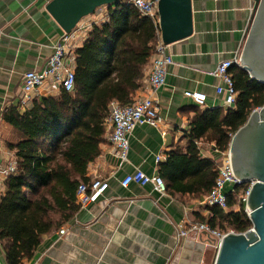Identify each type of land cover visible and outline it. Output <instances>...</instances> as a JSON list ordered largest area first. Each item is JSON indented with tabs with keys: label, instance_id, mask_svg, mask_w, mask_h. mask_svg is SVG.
<instances>
[{
	"label": "crops",
	"instance_id": "obj_1",
	"mask_svg": "<svg viewBox=\"0 0 264 264\" xmlns=\"http://www.w3.org/2000/svg\"><path fill=\"white\" fill-rule=\"evenodd\" d=\"M52 0H0V141L4 156L0 158V199L6 192L10 158L15 152L10 142L19 139L18 132L3 119L11 107L21 114L31 110L21 103L23 77L29 71H41L65 34L47 11ZM193 34L168 45L167 52L174 64L168 68L166 83L154 95L146 89L135 98L153 96L164 123L136 127L129 137L128 161L121 164L111 153L108 127L101 155L88 168V181L96 176L108 179L110 188L98 203L81 207L75 217L61 229L43 237L32 264H214L218 253L215 241L207 234L194 238L178 237V225L185 219L196 222L208 217L202 198L162 194L152 185L132 184L125 189L121 180L136 169L149 176L159 175L162 155L180 147L187 148L185 136L196 115L186 91L208 96L206 107L199 110L225 108L224 97H217L215 88L220 80L214 75L224 60L237 58L244 46L250 27L254 0H191ZM103 12L105 14H103ZM108 7L85 18L81 24L90 27L105 22ZM87 33V34H88ZM87 34L84 37L87 38ZM151 62L146 71L147 79ZM59 95V94H58ZM45 96V95H44ZM198 107V106H197ZM206 139V138H204ZM204 158L220 161L222 154L214 142L201 140ZM227 153V152H226ZM234 189L225 187V193ZM242 196H240L241 198ZM66 230L64 236L60 235ZM0 264H7L0 241Z\"/></svg>",
	"mask_w": 264,
	"mask_h": 264
},
{
	"label": "trees",
	"instance_id": "obj_2",
	"mask_svg": "<svg viewBox=\"0 0 264 264\" xmlns=\"http://www.w3.org/2000/svg\"><path fill=\"white\" fill-rule=\"evenodd\" d=\"M160 40V28L142 16L130 0L108 7L106 21L95 24L76 52L75 87L57 96L35 99L21 114L11 107L3 119L19 134L8 144L17 167L8 174L0 199V241L7 264L30 261L43 237L69 223L80 210L77 189L88 182L89 165L106 143L111 105L133 104L145 87L146 71ZM238 99L235 107L199 110L185 136L186 150L166 153L158 173L172 196L202 198L216 185V161L204 158L201 140L214 142L221 153L251 114L264 106V84L238 66L230 69ZM206 138V139H204ZM251 184L234 185L227 193L228 210L215 207L198 217L222 233H246L253 224L243 197Z\"/></svg>",
	"mask_w": 264,
	"mask_h": 264
},
{
	"label": "built area",
	"instance_id": "obj_3",
	"mask_svg": "<svg viewBox=\"0 0 264 264\" xmlns=\"http://www.w3.org/2000/svg\"><path fill=\"white\" fill-rule=\"evenodd\" d=\"M130 3L144 17L151 19L154 24L160 28L159 0H130ZM95 23V24H101ZM94 24V25H95ZM93 27V26H92ZM91 27V28H92ZM90 27L81 23L71 32L65 33L54 47V52L47 61V64L41 71H29L23 77V96L21 99L22 106L29 109L30 103L44 95L57 96L62 90L73 92L75 87L76 71V52L86 41L84 38ZM168 45H165L161 38L152 57L151 70L145 80L146 89L154 95L166 83L168 68L174 64L173 56L167 52ZM234 66L241 68L239 56L233 60H224L217 66L214 75L220 80L216 86L215 92L217 97H224V105L229 109L235 107L238 99V92L235 88L233 76L230 69ZM184 97L192 100L198 107L204 108L208 102V96L200 92L186 91ZM164 123L160 115L156 99L153 96L144 98H135L133 104L121 106L118 103L111 105L110 116L106 121L107 128L111 127L110 144L111 153L124 164L128 161L130 150L129 137L138 126L151 125L159 128ZM4 156V146L0 141V158ZM164 159L162 155L157 157V161ZM11 165L9 173H13L17 167L16 158H10ZM218 169V178L216 185L210 195H208L203 205L211 210L219 207L228 210V199L225 193V187L228 184L239 185L240 181L236 178L230 152L223 153L221 160L216 161ZM132 184L146 187L152 185L158 192L166 194V184L160 175L149 176L142 170L136 169L133 173L127 174L121 180L122 188H129ZM110 188L108 179L96 176L88 182L81 183L77 189V199L81 207H87L91 204L98 203ZM242 196L243 201H247V195ZM207 234L211 237L218 249L224 237L230 231L222 233L212 229L206 223H198L183 220L178 225V237L194 238L201 234ZM66 230L62 229L60 235L64 236ZM25 264H32L26 262Z\"/></svg>",
	"mask_w": 264,
	"mask_h": 264
},
{
	"label": "water",
	"instance_id": "obj_4",
	"mask_svg": "<svg viewBox=\"0 0 264 264\" xmlns=\"http://www.w3.org/2000/svg\"><path fill=\"white\" fill-rule=\"evenodd\" d=\"M122 0H52L48 13L65 33L85 18ZM253 18L239 55L241 68L264 84V0H254ZM160 32L165 45L193 34L191 0H159ZM236 178L250 183L246 208L253 224L246 233H228L214 264H264V106L234 135L229 148Z\"/></svg>",
	"mask_w": 264,
	"mask_h": 264
},
{
	"label": "rangeland",
	"instance_id": "obj_5",
	"mask_svg": "<svg viewBox=\"0 0 264 264\" xmlns=\"http://www.w3.org/2000/svg\"><path fill=\"white\" fill-rule=\"evenodd\" d=\"M105 8H107V7H102V8H100L98 11H100V10H105ZM97 11V12H98ZM106 13V12H105ZM104 12H103V14H105ZM88 33V32H87ZM89 34V33H88ZM88 34H87V36H88Z\"/></svg>",
	"mask_w": 264,
	"mask_h": 264
}]
</instances>
